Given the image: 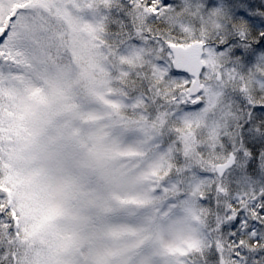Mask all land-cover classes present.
Here are the masks:
<instances>
[{
	"label": "snow or ice",
	"instance_id": "obj_1",
	"mask_svg": "<svg viewBox=\"0 0 264 264\" xmlns=\"http://www.w3.org/2000/svg\"><path fill=\"white\" fill-rule=\"evenodd\" d=\"M0 264H264V0H0Z\"/></svg>",
	"mask_w": 264,
	"mask_h": 264
}]
</instances>
